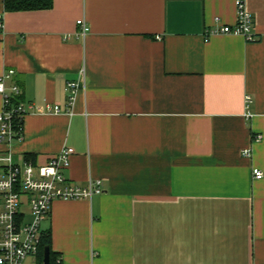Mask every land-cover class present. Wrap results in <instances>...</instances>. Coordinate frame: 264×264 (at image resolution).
I'll use <instances>...</instances> for the list:
<instances>
[{"label": "crops", "instance_id": "crops-1", "mask_svg": "<svg viewBox=\"0 0 264 264\" xmlns=\"http://www.w3.org/2000/svg\"><path fill=\"white\" fill-rule=\"evenodd\" d=\"M236 1L0 0V75L15 71L27 110L0 151L45 165L72 148L67 179L103 185L52 204L42 231L62 264H264V0H245L256 41L207 35L236 24Z\"/></svg>", "mask_w": 264, "mask_h": 264}, {"label": "built area", "instance_id": "built-area-1", "mask_svg": "<svg viewBox=\"0 0 264 264\" xmlns=\"http://www.w3.org/2000/svg\"><path fill=\"white\" fill-rule=\"evenodd\" d=\"M237 22L233 26L221 25L219 21L210 34L242 36L247 42L256 41L254 17L245 0H237ZM81 35L85 37L90 26L79 20ZM4 18L0 15V33L4 31ZM157 39L160 40V37ZM15 74L9 70L0 75V95L3 107L0 110V147L5 148L20 142L24 137V117L27 113L20 100L21 90L9 81ZM83 76V73H82ZM80 87V81L69 82L67 93L72 106ZM252 100H246L247 117ZM48 112H60L59 105L47 106ZM256 140L261 136H256ZM72 148H63L45 165H36L26 159L16 162L10 150L0 151V264H44L39 261L40 244L43 238L42 224L50 218L52 204L57 201L91 200L104 192L101 180H89L86 185L73 183L65 172L70 166ZM246 156L249 150L244 152ZM254 178L261 180L264 173L253 169ZM24 206L26 209L23 210ZM29 218V219H28Z\"/></svg>", "mask_w": 264, "mask_h": 264}, {"label": "trees", "instance_id": "trees-1", "mask_svg": "<svg viewBox=\"0 0 264 264\" xmlns=\"http://www.w3.org/2000/svg\"><path fill=\"white\" fill-rule=\"evenodd\" d=\"M53 4L54 0H4L6 12L48 10L53 7ZM26 160L31 161L28 157H26ZM51 242V232L50 234L46 233L40 244L39 261L42 263L44 258V248L49 246L51 250V264H62L58 255L53 252Z\"/></svg>", "mask_w": 264, "mask_h": 264}, {"label": "water", "instance_id": "water-1", "mask_svg": "<svg viewBox=\"0 0 264 264\" xmlns=\"http://www.w3.org/2000/svg\"><path fill=\"white\" fill-rule=\"evenodd\" d=\"M44 264H51V257H50V253H51V250H50V247L49 246H46L44 248Z\"/></svg>", "mask_w": 264, "mask_h": 264}, {"label": "rangeland", "instance_id": "rangeland-1", "mask_svg": "<svg viewBox=\"0 0 264 264\" xmlns=\"http://www.w3.org/2000/svg\"><path fill=\"white\" fill-rule=\"evenodd\" d=\"M26 209V207L24 206L23 210Z\"/></svg>", "mask_w": 264, "mask_h": 264}]
</instances>
